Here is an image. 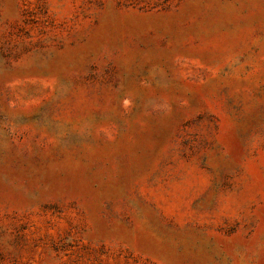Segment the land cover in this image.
<instances>
[{"label":"rangeland","instance_id":"1","mask_svg":"<svg viewBox=\"0 0 264 264\" xmlns=\"http://www.w3.org/2000/svg\"><path fill=\"white\" fill-rule=\"evenodd\" d=\"M0 264H264V0H0Z\"/></svg>","mask_w":264,"mask_h":264}]
</instances>
